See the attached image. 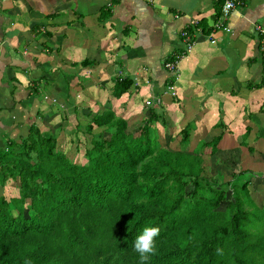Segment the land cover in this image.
Returning a JSON list of instances; mask_svg holds the SVG:
<instances>
[{"label":"trees","instance_id":"1","mask_svg":"<svg viewBox=\"0 0 264 264\" xmlns=\"http://www.w3.org/2000/svg\"><path fill=\"white\" fill-rule=\"evenodd\" d=\"M191 24L183 29L204 31ZM131 83L115 77L111 97ZM142 111L137 135L110 108L75 117L69 134L89 136L83 163L35 124L16 140L0 135V184L18 181L17 196L0 195V264H141L134 242L146 227L160 229L146 264H264V197L256 203L249 189L262 176L245 167L212 176L206 156L220 135L188 151V123L169 149L161 113Z\"/></svg>","mask_w":264,"mask_h":264},{"label":"crops","instance_id":"2","mask_svg":"<svg viewBox=\"0 0 264 264\" xmlns=\"http://www.w3.org/2000/svg\"><path fill=\"white\" fill-rule=\"evenodd\" d=\"M219 4L0 0V130L13 131L15 138L30 124L51 130L47 121L57 106L64 114L59 119L54 115L58 120L54 134L61 131L73 137L69 131L76 109L86 110L87 102L110 93L115 77L128 76L133 85L109 101L116 114L124 117L131 101L137 112L136 106L149 99L156 113L169 109L182 123H193L189 142L193 136L206 142L220 135L215 153L234 152L237 164L264 169V66L254 30L255 25L264 29V0H243L226 20L228 32L211 27ZM192 20L204 31L195 35L190 52L180 56L176 71L170 72L163 63L182 52L180 30L191 27ZM81 60L87 64L74 68ZM68 62L72 66L67 67ZM42 81H50L53 90L40 101ZM166 84L174 87L173 99L164 91Z\"/></svg>","mask_w":264,"mask_h":264},{"label":"rangeland","instance_id":"3","mask_svg":"<svg viewBox=\"0 0 264 264\" xmlns=\"http://www.w3.org/2000/svg\"><path fill=\"white\" fill-rule=\"evenodd\" d=\"M230 30V29H229ZM226 32V31H225ZM212 35V34H211ZM60 52V49H59ZM71 62L66 63V66H72L70 64ZM70 64V65H69ZM74 68L78 69L79 68V64L75 63L74 64ZM64 72H60V76H63ZM79 77H82L81 74L78 75ZM40 86L41 87V92H39L38 96L40 97V101L41 97L43 94L47 95L50 94L49 92L53 90V86H51L50 81H42L40 82ZM87 84H84L85 87ZM87 89V88H86ZM60 94V96H62L63 94L58 92ZM37 96V98H38ZM106 97V99L104 98ZM104 98V101H103ZM138 96H134V100H137ZM45 99V98H44ZM48 99L51 101L52 97ZM56 100V99H55ZM113 100V97H111V94L108 93L105 95V93L102 94V96H100V98L95 99L93 102H87L88 106L90 107H94L96 108L99 103H101L102 101L104 102L103 106H98V108H96V110L98 109H102V107H106L109 108L110 107V102ZM113 102V101H112ZM45 103V101H44ZM126 103V102H125ZM125 103H121L120 108L122 110H125L123 108H125ZM175 105L179 106V103H177V101L175 100ZM135 106V103L128 104V110H126L125 112L126 115L124 116L126 119V123H127V127H126V131L131 132L133 135H137V130H136V126L139 124V120L142 116H145L147 114H145L143 111L141 112V104H138L136 107H139V109L137 110V112H134L133 107ZM56 107V108H55ZM52 111H51V115H49V120L47 121L48 123V128L51 129L52 132L55 131L56 127H57V121L53 118L54 115L61 117L64 114L63 110H60L57 108V106H55ZM90 107H86V110L84 108L78 109L77 110V116L78 114H80V116L82 115V113L84 115L90 116L91 114V108ZM97 110V111H98ZM48 110H46L47 112ZM157 113H161L162 115V119L164 120V124H162L160 121H156L155 122V126L157 129V132L159 134V138L162 144L166 145L169 149H178L179 148V143H178V139H179V131L184 128L186 126V123H182L181 120H177L175 114L173 111H170L169 109L163 110V111H159L157 110ZM50 112V110H49ZM66 113V112H65ZM69 120V119H68ZM69 123H71V121L69 120ZM188 124V123H187ZM193 123H191L192 126ZM55 126V127H54ZM59 128L61 126H63V122H61V124L59 123ZM194 126V125H193ZM14 126H10L9 129H13ZM19 128V127H18ZM193 127H190L188 132L192 129ZM23 130H25L24 132H26L27 128L23 127ZM18 130V129H17ZM2 132V142H3V138L9 137L12 139H18V137H14L16 135L11 134L13 133V131H10V133L8 134L6 129H2L0 130ZM1 135V133H0ZM56 135V147L60 152H63L65 154L66 157H68L69 159H71L72 162H79V163H83L85 162V157H84V151L87 147L90 146L89 144V136L86 135L85 133L81 134L79 133L77 136V139H74L73 137L62 133L61 131L57 132ZM71 135V134H70ZM196 137L193 136V139H191V141H188V146L187 149L188 151L190 149H192L196 143H198V141H196V139H194ZM211 140V138L209 139V141ZM1 141V139H0ZM208 142V141H206ZM205 151H207L208 149H204ZM230 152V151H229ZM235 155L234 152H230V153H214L213 155H210L211 157L206 156V165L208 166L209 170H210V174L212 176H217L216 173L220 172V174L222 175L223 179H228L230 176V172L232 170L234 171H238L241 168H246L247 169V165L246 164H242L241 161L239 164H237L235 157L237 159V156H232ZM201 157H202V152H201ZM252 171H255V176L260 175L262 176L261 178H251L250 179V183H249V189L252 195H254V201L256 203H260L262 200V197H264V169H251ZM17 186H18V181L17 179H11L9 177H7L4 182L2 184H0V195L3 196V198L5 200L11 198V197H15L17 196Z\"/></svg>","mask_w":264,"mask_h":264},{"label":"built area","instance_id":"4","mask_svg":"<svg viewBox=\"0 0 264 264\" xmlns=\"http://www.w3.org/2000/svg\"><path fill=\"white\" fill-rule=\"evenodd\" d=\"M243 0H223L220 4L219 8V14L216 16L215 20L212 22L211 27L212 30H223L228 32L229 27L226 24V20L230 13L237 8V6L242 4ZM192 23H195V20L191 21ZM254 30L256 34L258 35V49L261 52V58L264 66V29L259 26L255 25ZM202 34L201 29L198 27L196 28L195 32L189 33L186 29L180 30V38L183 42V49L181 53H178L177 55H174L173 59L171 61H165L163 63V67L167 69L170 72H175L177 67V60L180 56H182L185 53L190 52L193 43L195 42V35L196 34ZM207 36H211V34H207ZM211 43L214 42L213 39L209 40ZM165 93H169L171 96L175 95V90L172 84H166ZM56 100L54 98L51 99V102H55Z\"/></svg>","mask_w":264,"mask_h":264},{"label":"clouds","instance_id":"5","mask_svg":"<svg viewBox=\"0 0 264 264\" xmlns=\"http://www.w3.org/2000/svg\"><path fill=\"white\" fill-rule=\"evenodd\" d=\"M121 77H123V76H121ZM131 81H132V79H131ZM132 85H133V82L131 83L130 87ZM164 89H165V87H164ZM169 96H170V98L173 99L176 96V93L174 96H171L170 94H169ZM43 98H46V96H43ZM156 100L160 102L161 96H159ZM156 100L154 101V104H160V103L156 102ZM148 106H152V102L149 99H145L143 101V104L141 105V108L142 107L146 108ZM142 109H141V112H142ZM159 234H160V229L158 227H146V228H144L142 233L139 236H137V238L135 239L134 250L139 254L141 264H146V262L149 260L150 256L155 254V250H156L155 238Z\"/></svg>","mask_w":264,"mask_h":264}]
</instances>
